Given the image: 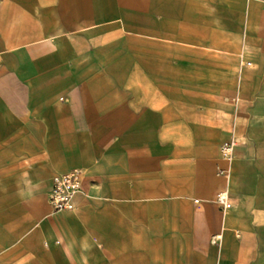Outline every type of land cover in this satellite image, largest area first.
<instances>
[{
	"label": "crops",
	"instance_id": "0c3cea01",
	"mask_svg": "<svg viewBox=\"0 0 264 264\" xmlns=\"http://www.w3.org/2000/svg\"><path fill=\"white\" fill-rule=\"evenodd\" d=\"M0 264H264V0H0Z\"/></svg>",
	"mask_w": 264,
	"mask_h": 264
},
{
	"label": "built area",
	"instance_id": "2783aa9c",
	"mask_svg": "<svg viewBox=\"0 0 264 264\" xmlns=\"http://www.w3.org/2000/svg\"><path fill=\"white\" fill-rule=\"evenodd\" d=\"M235 145L236 141L232 138L229 141L224 142L220 146V153L222 156L230 159ZM79 190L80 176L77 170H71L54 175L48 195L50 207L53 211L71 210L73 208V195ZM216 202L223 210L230 207L226 191H220L216 194ZM218 238V236H214L212 238V242H215Z\"/></svg>",
	"mask_w": 264,
	"mask_h": 264
}]
</instances>
